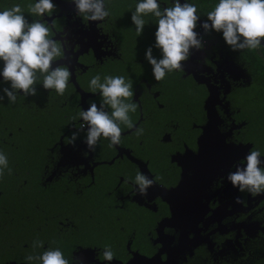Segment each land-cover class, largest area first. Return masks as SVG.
<instances>
[{"label": "flooded vegetation", "instance_id": "flooded-vegetation-1", "mask_svg": "<svg viewBox=\"0 0 264 264\" xmlns=\"http://www.w3.org/2000/svg\"><path fill=\"white\" fill-rule=\"evenodd\" d=\"M62 1L63 7L53 1L60 10L51 17L35 20L51 26L52 38L70 51L66 59L53 64L67 66L72 73L66 92L61 96L38 84L35 96L17 93L15 103L7 97L0 100V152L11 169L0 178V235L2 228L12 232L9 248L0 247V264H40L25 258L49 248H59L70 264H264V194L241 193L227 180L228 172L243 163L245 155L236 153L240 158L229 168L220 158L214 165L198 152L208 89L192 74L208 78L221 95L222 77L239 72L235 61L237 65H224L231 60L227 52L235 51L215 31L198 28L204 47L193 49L184 71L169 73L157 82L144 57H126L122 40L109 28L116 20L111 13L103 21H87L76 14L71 0ZM158 2L162 9L174 4V0ZM15 4L32 22L20 0H0V11ZM86 43L97 48L99 57L91 47L80 52ZM236 52L250 75L251 66ZM96 75L101 81L106 75L125 77L133 85L132 102L138 108L129 113L135 127L121 125L120 144L112 146L102 137L96 151L89 153L84 133L75 145L67 140L81 123L72 117L93 101L100 104L99 92L89 87ZM7 86L1 75L0 94ZM228 99L232 103L231 95ZM234 115L220 113L218 129L227 135L226 143L242 144L247 154L260 151L248 135L247 121ZM136 128H143V134L136 135ZM260 152L264 161V150ZM179 159L183 166L190 164L187 177L191 175L188 181L198 197L172 204L173 198L163 199L158 187L178 186ZM137 172L156 181L147 196L137 193ZM201 172L203 176L208 172V181ZM198 185L203 188L200 192ZM237 196L245 203H237ZM34 241H42L43 247L33 248ZM106 247L114 253L110 262L103 260Z\"/></svg>", "mask_w": 264, "mask_h": 264}, {"label": "clouds", "instance_id": "clouds-1", "mask_svg": "<svg viewBox=\"0 0 264 264\" xmlns=\"http://www.w3.org/2000/svg\"><path fill=\"white\" fill-rule=\"evenodd\" d=\"M75 11L87 21H103L109 17L106 0H71ZM60 9L53 0H36L28 5L27 11L32 16L51 17ZM153 15L157 18L155 43L145 51V59L152 66V73L157 82L163 81L167 74L184 71V62L188 61L193 49L204 47L205 33H222L225 43L233 51L256 50L264 41V0H219L213 10L207 13V19L201 23V15L195 4L174 0L172 6L161 8L158 0H140L131 20L136 26L137 35L143 34L146 26L144 17ZM54 26V22L53 25ZM64 44H67L65 35ZM160 51V56L153 54V49ZM65 47L52 38L51 26L41 20H29L20 4L0 11V61L3 68L0 75L3 82L10 86L3 87L0 100L7 97L9 103H15L17 93L25 97L38 94L37 85L45 90H55L63 96L72 73L67 66L53 67L55 61L66 59ZM89 87L93 93L99 92L100 104L90 103L87 110L80 111L73 121L80 119L68 144L75 145L84 133V143L90 152H95L101 138L109 139L111 145L121 143L123 124L129 129L135 127L129 113L136 112L138 105L132 102L133 85L123 76L106 75L101 81L100 75L91 78ZM136 135L143 134V128L135 129ZM261 152L251 150L243 163L235 164L234 171H229L227 180L241 193H250L253 197L264 194V161ZM8 168L7 156L0 152V178ZM137 193L147 196L148 188L156 183L146 174L137 172L134 180ZM237 203H245L239 196ZM42 248V241H34L33 248ZM29 262L40 264H70L59 248H49L40 255H29ZM114 253L110 247L103 251V260L112 261Z\"/></svg>", "mask_w": 264, "mask_h": 264}, {"label": "trees", "instance_id": "trees-1", "mask_svg": "<svg viewBox=\"0 0 264 264\" xmlns=\"http://www.w3.org/2000/svg\"><path fill=\"white\" fill-rule=\"evenodd\" d=\"M159 1L161 2L163 0ZM188 1L197 6L201 18H206L207 13L213 10L214 6L219 2V0ZM20 2L26 8H28V5L34 4L33 0H20ZM139 2L140 0H106L109 12L116 19L109 28H114L115 31L113 32H117L120 40H122L121 47L123 50L127 51V58L138 56L139 58H145L146 49L155 43V31L158 26V20L156 17L151 14L144 17L146 26L143 34L140 36L137 35L136 26L131 20V13L135 11V7ZM35 19L36 16H32V20ZM121 32L123 33V36L120 34ZM215 34L224 41L222 33L215 32ZM158 52H160L158 49H153L154 55ZM238 52L251 66L252 71L250 72V75H253L254 81L251 83V87L247 86L237 89L238 94L235 96V101H232L233 98L231 100L233 105L239 108V111L234 116L238 120L245 119L249 126L255 128L258 133L264 134V48L260 47V49L256 50H244L243 52ZM189 85L191 86L190 81ZM203 95L205 96V93H203ZM197 116V119L202 121L200 115ZM254 143L258 146L256 140H254ZM261 150L262 149H260V151ZM2 229L3 231L0 235V247L9 248L10 242L8 241V236L11 235L12 232L10 229ZM18 248L20 249L19 251H21V246ZM3 253L8 254L9 252L4 250ZM13 253L16 255L17 252ZM3 256L6 257L5 255Z\"/></svg>", "mask_w": 264, "mask_h": 264}, {"label": "water", "instance_id": "water-1", "mask_svg": "<svg viewBox=\"0 0 264 264\" xmlns=\"http://www.w3.org/2000/svg\"><path fill=\"white\" fill-rule=\"evenodd\" d=\"M53 1L56 2L60 7H63L62 5L65 3L62 0ZM181 2L184 3L185 1L181 0ZM202 22L203 20L201 19V23ZM262 46L264 47V41H262ZM88 47H91L94 51L95 56L99 57L97 48L94 45L90 46L88 43H86L85 47L80 52L86 51ZM62 61L63 59L59 60V62ZM192 75L198 83L205 84L208 89V95L205 98L203 106L206 112V122L202 126V132L198 137V152H200V154L202 155H205V157H208V159L214 165L216 164L217 158H220L221 160H223L226 166L230 168L234 161L240 158V156L236 155V153H243L246 156L247 152H245V147L242 144L226 143L223 138L224 135L219 132L218 126L221 123V117L220 115H218L216 106L221 104V99L219 98L220 92L218 86L210 84L208 82V78L202 79L195 73H193ZM78 90L82 93V95H84L81 89L78 88ZM187 160L190 162L189 158H187ZM178 163L182 167V177L178 186L169 190L163 187H158V190L161 193L163 199L167 201L169 198H173L172 204L174 203V200L183 203L184 201L181 198L191 200L192 198L198 197L197 193H192L191 185L188 181L191 175L190 177H187V172L190 171V164L187 166H183L181 159H179ZM199 170L201 171V168ZM208 179L209 175L208 172H206L203 176V180L208 181ZM197 181H199V179H197ZM198 183L207 184V182L202 181H199ZM202 189L203 188L199 186L198 192H200ZM177 209L179 210V207ZM188 223L190 222L188 221Z\"/></svg>", "mask_w": 264, "mask_h": 264}, {"label": "rangeland", "instance_id": "rangeland-1", "mask_svg": "<svg viewBox=\"0 0 264 264\" xmlns=\"http://www.w3.org/2000/svg\"><path fill=\"white\" fill-rule=\"evenodd\" d=\"M66 50V49H65ZM69 50H66V52H68ZM70 52V51H69ZM227 58L231 59L228 61L224 62V65H230L231 62H236L239 65V72L238 74L233 77L232 75H226L222 77V80H220L221 85V89H222V94H219V98L221 99V104H220V108L221 111L219 110L218 115H223V116H230L232 117L237 111L238 108L235 107L233 105V103H230V100L228 99V96L231 95V100L233 98V102L235 101V95L238 94V88H243V87H247L249 86L250 83H252L254 81L253 75H249L248 70L246 68V64L240 59L238 58V54L235 51V53H230L227 52ZM233 64H236V63ZM237 65V64H236ZM217 69V67L214 68V70ZM213 85V84H212ZM220 92V89H219ZM255 125V124H254ZM221 134L224 135V140L226 142V136L224 133L220 132ZM248 135L253 138L254 140H256L258 146L264 150V134L262 133H258L257 130L255 128H252L251 126H249V130H248ZM230 143V142H228Z\"/></svg>", "mask_w": 264, "mask_h": 264}]
</instances>
